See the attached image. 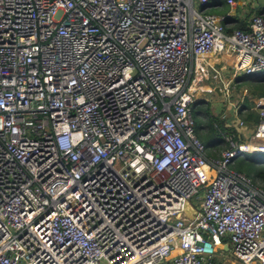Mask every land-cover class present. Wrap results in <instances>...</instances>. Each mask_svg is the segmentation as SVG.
<instances>
[{"label": "built area", "instance_id": "obj_1", "mask_svg": "<svg viewBox=\"0 0 264 264\" xmlns=\"http://www.w3.org/2000/svg\"><path fill=\"white\" fill-rule=\"evenodd\" d=\"M209 1L0 0V264H264V185L234 165L264 154V95L210 153L192 112L207 54L264 68V14Z\"/></svg>", "mask_w": 264, "mask_h": 264}, {"label": "rangeland", "instance_id": "obj_2", "mask_svg": "<svg viewBox=\"0 0 264 264\" xmlns=\"http://www.w3.org/2000/svg\"><path fill=\"white\" fill-rule=\"evenodd\" d=\"M214 57H216V59H214ZM207 58L209 60H213V64L210 67V72H216L218 74V79L217 81L213 80L212 82L209 81L211 79L210 77L207 79L209 82L208 88L205 90V93H199V100L196 101L192 107V112L196 119L195 128H198V133L200 136L207 134L208 132L213 135L208 123L211 121L212 124L214 120L211 118V114L216 116L217 114L219 115L218 111L222 105L219 100L225 98L220 89L221 85L224 86L227 83H231V85H233L232 89H227L226 100H230L234 103L236 99L242 103L244 97L247 98V95L255 94L252 92H256L258 88L264 86V81L257 82V77H248L246 75L244 78H242L244 73H229V75H226L222 66L223 58L219 53L207 54ZM215 85H217V89H215ZM200 96H203V98H200ZM248 99L252 101V98ZM240 129L244 132V134H246L248 127H241ZM218 140V135H214L213 140L211 141V146H214ZM210 152H213V149H211L209 153ZM252 154L253 153H248L245 157L236 158L234 160V165L245 170L255 183L264 185V154L257 153V157H253ZM214 257L222 262H224L225 259L237 260L235 256L231 254L229 255L226 249H221L219 246H217L214 251Z\"/></svg>", "mask_w": 264, "mask_h": 264}, {"label": "crops", "instance_id": "obj_3", "mask_svg": "<svg viewBox=\"0 0 264 264\" xmlns=\"http://www.w3.org/2000/svg\"><path fill=\"white\" fill-rule=\"evenodd\" d=\"M215 1H218L219 3L216 5ZM248 3H245L244 1L241 2V5L238 6H233V7H228V4L224 3L223 0H210V5L208 6L209 10L212 11H216V12H224L227 9H229V13H225L226 14V21H227V28H230L231 26H245L246 24V19L249 17V15L254 12V11H259L261 13L264 14V0H247ZM213 53H219V52H213ZM210 53V54H213ZM222 55L223 58V63L222 66L224 68L225 65H227L231 59L228 55L223 54V53H219ZM214 59H216V57H214ZM202 64L205 65L208 69H209V75L208 78L210 77L211 79L209 81H217L218 79V74L216 72L211 73L210 72V67L213 64V60H209L207 58V55L204 56V58L202 59ZM263 71L260 72H254L256 77H262L264 78V73H262ZM211 74V75H210ZM231 74V73H230ZM226 75H229V73H227ZM209 86V85H208ZM205 93V91H204ZM257 93H255L254 95H256ZM221 103H223L220 107V109L225 108V111L227 113V117L225 118L226 122H233L234 121V115H233V108L236 105L234 102H231L230 100H226L225 98L220 99L219 100ZM237 101V99L235 100ZM242 104H238V107H236V109L238 108V112L241 115V117H243L245 119V111L246 108L241 106ZM253 110L255 113L256 111L254 109ZM255 122V121H254ZM254 122H250L245 120V126L244 127H248V129L246 131H248L252 124ZM244 133V132H243ZM215 134V133H214ZM213 138L211 140H209L206 145L208 147V150L211 149V144ZM210 144V145H208ZM223 249V248H221ZM214 264H240V262L238 260H234V259H225L224 262L219 261L218 259H216L214 257Z\"/></svg>", "mask_w": 264, "mask_h": 264}, {"label": "trees", "instance_id": "obj_4", "mask_svg": "<svg viewBox=\"0 0 264 264\" xmlns=\"http://www.w3.org/2000/svg\"><path fill=\"white\" fill-rule=\"evenodd\" d=\"M244 76L242 77V78H244L246 75L248 76V77H256L255 76V73H247V74H243ZM241 78V79H242ZM256 80H257V82H261V81H264V78H262V77H257L256 78ZM252 93H257V94H260V95H264V86L263 87H260V88H258V90L256 91V92H252ZM248 96V95H247ZM249 98V96L246 98V97H244V99H243V101H242V107H244V108H246V111H245V120H247V121H250V122H254L255 121V119H256V113L253 111V110H251L250 108H249V106H250V104H251V100H249L248 99ZM211 116V118L212 119H215V120H217V121H219V123L220 124H222V120L221 119H219L218 118V116H216V115H210ZM208 125H209V127H210V129H211V131L213 132V135L210 133V132H208L207 134H204V135H202V136H200L201 138H202V140L204 141V143L206 144L209 140H211L213 137H214V135H216L217 133H216V128L213 126V124H211V121H210V123H208ZM230 128H231V126H229ZM215 133V134H214ZM257 153H259V152H254L253 154H252V156L253 157H257L258 155H256ZM252 158V157H251ZM237 168H238V166H236ZM239 169H241V168H239ZM243 170V169H242ZM243 171H245V170H243ZM246 172V171H245ZM247 173V172H246ZM248 174V173H247ZM249 175V174H248Z\"/></svg>", "mask_w": 264, "mask_h": 264}, {"label": "water", "instance_id": "obj_5", "mask_svg": "<svg viewBox=\"0 0 264 264\" xmlns=\"http://www.w3.org/2000/svg\"><path fill=\"white\" fill-rule=\"evenodd\" d=\"M225 71V69H223ZM227 74V72H225ZM215 89H217V85H215ZM184 212L188 216H193L195 207L187 200L185 201L184 207H183ZM224 248H226V244L223 245Z\"/></svg>", "mask_w": 264, "mask_h": 264}, {"label": "clouds", "instance_id": "obj_6", "mask_svg": "<svg viewBox=\"0 0 264 264\" xmlns=\"http://www.w3.org/2000/svg\"><path fill=\"white\" fill-rule=\"evenodd\" d=\"M254 12H259V11H254ZM253 13V12H252ZM261 13V12H260ZM242 27V26H241ZM244 27V26H243ZM229 29V28H228ZM260 71H263L264 72V68L263 69H261V70H259V71H256V72H260ZM228 73V72H227ZM254 73V72H253ZM244 74H247V73H244ZM252 95H254V94H252ZM252 95L250 94V95H248L249 96V98L250 97H252ZM238 102V104H241V101L239 102V101H237Z\"/></svg>", "mask_w": 264, "mask_h": 264}]
</instances>
